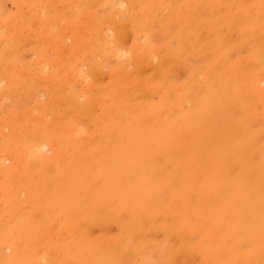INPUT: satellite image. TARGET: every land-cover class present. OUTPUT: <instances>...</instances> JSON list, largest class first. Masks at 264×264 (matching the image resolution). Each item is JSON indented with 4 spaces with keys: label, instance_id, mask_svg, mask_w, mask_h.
<instances>
[{
    "label": "rangeland",
    "instance_id": "1",
    "mask_svg": "<svg viewBox=\"0 0 264 264\" xmlns=\"http://www.w3.org/2000/svg\"><path fill=\"white\" fill-rule=\"evenodd\" d=\"M0 264H264V0H0Z\"/></svg>",
    "mask_w": 264,
    "mask_h": 264
},
{
    "label": "bare ground",
    "instance_id": "2",
    "mask_svg": "<svg viewBox=\"0 0 264 264\" xmlns=\"http://www.w3.org/2000/svg\"><path fill=\"white\" fill-rule=\"evenodd\" d=\"M42 127V126H41ZM37 151H35V153H36ZM38 153V152H37Z\"/></svg>",
    "mask_w": 264,
    "mask_h": 264
}]
</instances>
